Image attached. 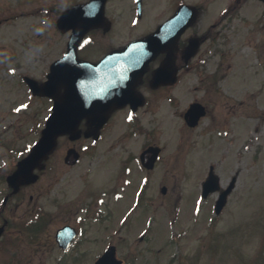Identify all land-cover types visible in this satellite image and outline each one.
Listing matches in <instances>:
<instances>
[{"label":"rangeland","instance_id":"374dc122","mask_svg":"<svg viewBox=\"0 0 264 264\" xmlns=\"http://www.w3.org/2000/svg\"><path fill=\"white\" fill-rule=\"evenodd\" d=\"M86 1L0 0V168L8 172L40 136L49 105L31 94L24 78L30 72L40 78L69 37V33L61 35L56 22L44 23L47 13L43 8L58 15ZM134 1L108 0L107 12L131 14ZM144 1L154 14L169 10L172 0ZM186 1L198 7L202 25L212 23L236 2ZM241 4L236 27L222 30L221 22L215 30L217 45L202 47L200 56L207 62L195 60L184 78L186 100L201 102L207 114L197 128L183 133L182 142L180 118L168 127L171 137L162 127L157 143L165 144L167 151L148 179L134 161L130 162L134 173L126 179L114 170L124 155L120 149L111 155V137L106 131L97 142L61 137L39 180L5 206L3 197L10 189L5 177L0 178V225L4 218L9 221L3 247L8 237L18 239V246L0 249V264H94L111 242L124 264H264V18L260 17L264 3L244 0ZM117 26L126 30L107 35L94 32L96 46L91 57L107 43L137 36L143 27L127 33L124 21ZM215 49L220 50L218 55ZM228 50L233 57L237 55L236 60L223 61L221 52ZM237 60L249 63V74L237 76ZM127 129L125 125L121 130ZM140 144L141 140L133 150ZM70 147L81 153L73 166L64 162ZM209 165H214L223 187L234 180L227 204L218 215L214 210L218 192L207 199L200 196ZM164 185L168 186L166 193L161 191ZM40 210L47 215V224L31 240L28 233L20 232V223ZM79 218L90 224L82 234L85 252L63 256L53 242L54 232L67 222L78 225Z\"/></svg>","mask_w":264,"mask_h":264},{"label":"flooded vegetation","instance_id":"af4514ba","mask_svg":"<svg viewBox=\"0 0 264 264\" xmlns=\"http://www.w3.org/2000/svg\"><path fill=\"white\" fill-rule=\"evenodd\" d=\"M244 0H236L232 6H229L224 14H217L216 20L213 19L212 23H208L207 25H202L203 18H199V15L196 21L189 26L185 31L178 37L177 43L174 48L173 55L175 56V60L173 63V69L176 71V76L174 77V81H170L172 79L166 78L164 81L160 83H153L154 73L161 66V64L165 61L167 55L171 53L169 50L160 52L147 67L143 68L142 75L137 74L139 69H131L130 71H135V74L129 76L131 79L130 82L124 84V86L116 87L117 92H120V88L123 87L125 89L126 94L131 95V101H127L123 103V105L117 106L113 109L108 122L105 125V131L111 137L109 142L111 155L114 157L116 150L120 149L124 157L119 160L118 164H116L114 170H118L121 175H125L129 172L130 162L139 161L140 163V154L149 146L157 145V137L161 136V129L164 127L165 134L168 137H171L170 126L171 123L176 122L177 118H180L183 131H192L196 127H191L190 125L185 123V112L193 103V100H186L187 98V83L184 80L186 72L196 61H200L198 64H202V62H207V58H202V47L206 44L208 45H217L218 43V34L215 31L217 26L223 22L222 30L231 29L232 26L236 27V14H238V10L242 5ZM187 3L186 0H172L171 6L169 10H162L158 12H153L151 14L148 12L146 2L142 1V10L138 12L137 4L133 5V11L131 14H109L106 8V16L111 21V28L109 31H105L104 28H96L90 32L93 34L96 31L101 32V34L106 35L109 32L115 30L116 34L124 32L126 30L124 27L117 26L118 24H124L127 26V33L134 28L143 26L141 32L135 36L136 38L143 37L149 34L152 31H155L160 24L165 22L169 17H171L177 10V8L183 4ZM264 3V2H263ZM154 6V4H153ZM156 6V2H155ZM158 9V8H157ZM203 15V14H202ZM261 19L264 18V13L261 14ZM242 18L241 20H243ZM118 20H120L118 22ZM121 20H123L121 22ZM246 23V21H244ZM215 28V29H214ZM225 37V36H224ZM130 38V37H129ZM128 39V38H127ZM194 41H197V47L194 50ZM248 43H251L252 39H247ZM128 42H112L110 47L102 50L101 52H96L91 57L92 49L86 48L81 45L78 49V54L80 57L88 58L91 61L97 62L100 58L106 54L108 51L116 48H122L127 45ZM245 47L250 48V44H245ZM218 48V46H217ZM216 54L220 52L219 49H215ZM66 52V44L63 41L61 45V50L59 52L58 57H62ZM223 57V61L226 58H231V62L236 58L233 57L231 50L226 52H221ZM237 66V76L246 72L249 74L250 67L249 63L246 60L235 62ZM198 64H194L195 66ZM50 64L47 65V69L43 76L45 77L49 71ZM172 69V71H173ZM120 71V70H117ZM216 71H214L215 74ZM47 100L49 106L46 107L47 112L51 110V105L53 101L48 97H43ZM127 126V130L122 131L121 129ZM124 126V127H123ZM191 133V132H188ZM189 136V134H188ZM141 140V144L136 146V150H133V146ZM162 146V153L164 155L165 151H167V146L165 144ZM149 172V171H147ZM123 173V174H122ZM151 173V172H149ZM27 187H22L20 192L13 196L15 198L17 195ZM25 220L20 224L24 225ZM79 243V244H78ZM79 246V252H85L82 250V243L80 241H74L72 246L68 249V253L73 251V249ZM64 252V251H63Z\"/></svg>","mask_w":264,"mask_h":264},{"label":"water","instance_id":"95a60500","mask_svg":"<svg viewBox=\"0 0 264 264\" xmlns=\"http://www.w3.org/2000/svg\"><path fill=\"white\" fill-rule=\"evenodd\" d=\"M106 0H92L90 3L85 5H78L71 10L64 13V15L59 20V24L61 26L65 25V22L68 20H76L77 24L74 26L75 29V40L80 41L82 38L83 33L88 30L89 28L97 25L101 21H103V11H104V4ZM194 14H195V9ZM69 17V18H67ZM195 18V16H194ZM193 18V19H194ZM74 37V36H73ZM141 42L148 44V50H152L153 52L160 50V40L158 36L154 33L149 37L145 38ZM136 43H140L137 41ZM74 44L73 40L71 41V45ZM162 45V44H161ZM133 50H139L140 47H133ZM121 52V51H117ZM117 52L113 54L118 56ZM70 58V57H68ZM137 58V57H135ZM79 60V59H77ZM76 65L79 66H91L89 64L80 62ZM104 66L107 63H103ZM59 66L65 68H72L71 65L67 63H61ZM61 74L58 71V65H54L53 71L50 75V80L48 83H45L43 86L34 88L36 92L45 93L51 95L55 99V106L54 112L49 117L46 128L42 131V136L39 141L33 146L30 154L21 160L18 164L17 170L13 173V175L9 176L8 182L11 186L18 188L22 184H28L34 182L37 179V175L34 174V169L37 167H42V161L48 158V155L55 149L57 145V138L63 134H70L72 139H76L80 137L81 130L79 129V125L81 121L86 118L88 120V125L91 127L90 130L86 132V136L94 135L95 138H98V133L100 127L107 121L110 108L103 107L99 104H96L94 108L86 109L83 107H74L69 105V101L71 98L78 92L77 83H81L79 80L78 75L80 73L75 72L72 73L71 76L65 73V76H60ZM74 75V76H73ZM86 76L89 74L86 73ZM60 84L64 83L66 87V92L60 94L59 90L56 88H52L53 91H48L50 89V83H57ZM74 84L76 86V90L70 87V84ZM36 87V86H35ZM57 91V92H56ZM77 91V92H76ZM106 98V97H105ZM114 99V98H112ZM196 114L194 113V116ZM200 115V114H199ZM198 115V116H199ZM152 163L155 160V155L158 152L157 149L152 151ZM69 156L72 159H76L78 154L74 151L69 152ZM211 180L215 182L217 179L214 176H211ZM212 188V190H215ZM211 190V191H212ZM206 192H204L205 194ZM226 193L223 194L222 200L225 201ZM221 205L218 206L217 210L221 209ZM61 232L59 233V235ZM111 250H108L106 255L102 257L100 260L97 261L96 264H119L120 262L114 259V254L112 257Z\"/></svg>","mask_w":264,"mask_h":264}]
</instances>
